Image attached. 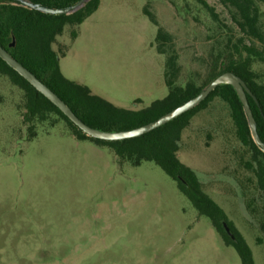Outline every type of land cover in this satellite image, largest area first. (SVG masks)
<instances>
[{"label":"rangeland","instance_id":"rangeland-1","mask_svg":"<svg viewBox=\"0 0 264 264\" xmlns=\"http://www.w3.org/2000/svg\"><path fill=\"white\" fill-rule=\"evenodd\" d=\"M203 1L218 21L197 0H100L56 38L62 75L138 111L167 95L165 61L174 53L175 85L200 86L211 61L243 38L230 9ZM158 29L169 36L164 54ZM252 69L264 85V61ZM24 113L23 92L0 75V264H241L154 163L120 164L110 148L75 139L57 115L25 125ZM177 158L242 235L254 264H264V197L224 102L216 98L192 117Z\"/></svg>","mask_w":264,"mask_h":264},{"label":"trees","instance_id":"trees-1","mask_svg":"<svg viewBox=\"0 0 264 264\" xmlns=\"http://www.w3.org/2000/svg\"><path fill=\"white\" fill-rule=\"evenodd\" d=\"M18 1L0 0V46L56 94L88 127L104 132L127 131L141 127L156 121L194 98L219 75L231 72L246 84L255 99L247 96L257 134L264 143V85L258 83L259 76L252 69L255 61H264V28L260 25L259 10V5L264 7V0H219L223 6L232 11L233 22L243 38L230 50L219 53L211 61L207 75L200 86L192 82H188L183 87L176 86L174 79L178 72L177 56L174 53L169 55L165 61L164 75L167 95L138 111L115 107L94 95L87 86L66 79L60 71V57L52 47L56 38L62 35L65 26H80L98 9L99 0H87L77 11L69 15L57 16L24 8ZM21 1L44 8L65 9L74 6L80 0ZM197 2L214 21H218L213 8L203 0ZM144 13L149 21L157 26L154 16L146 10ZM75 37V33H72V39ZM242 39H247L250 43L245 45ZM156 40L159 42L158 53L164 54L163 44L169 40V36L158 29ZM12 43L14 45L10 47ZM256 43L261 45V49L257 48ZM0 75L6 76L23 92L25 125L44 122L49 114H55L67 123L75 139L89 140L96 145L110 148L120 164L128 162L132 166H139L143 162L154 163L176 183L178 190L189 200L198 215L211 222L224 244L235 250L241 264H254L252 252L242 235L227 219L223 210L203 192L196 174L177 158L183 130L195 114L207 109L209 104L218 98L229 108L237 140L250 153V161L245 162L244 167L254 176L255 190L264 197V153L251 139L242 105L231 86L216 87L194 109L147 134L119 142H104L84 135L1 59ZM224 223L233 235V239L226 234ZM260 225L264 231V211Z\"/></svg>","mask_w":264,"mask_h":264},{"label":"water","instance_id":"water-1","mask_svg":"<svg viewBox=\"0 0 264 264\" xmlns=\"http://www.w3.org/2000/svg\"><path fill=\"white\" fill-rule=\"evenodd\" d=\"M87 0H80L74 6L65 9H51L44 8L39 5H33L26 1L19 0V5L24 8L34 9L43 14L57 16V15H69L79 8H81ZM13 43L10 47H13ZM0 59L14 72H16L22 79H24L36 92L41 94L45 99H47L53 106H55L78 130H80L84 135L89 138L104 141V142H119L127 139L136 138L147 134L168 122L174 120L175 118L181 116L182 114L194 109L202 101H204L208 95L218 86L229 85L231 86L242 105L243 113L247 121V126L250 132L251 139L255 146L264 153V143L261 142L257 130L256 123L253 118L251 109L249 107L247 96H251L250 90L247 88L246 84L235 74L231 72H226L218 77H216L207 87H205L197 96L188 100L181 106L173 109L167 114L161 116L156 121L143 125L141 127L119 132H104L97 129H93L85 125L80 121L69 109V107L54 94L46 85H44L40 80H38L31 72L24 68L19 62H17L5 49L0 46ZM253 98V97H252ZM254 99V98H253ZM255 100V99H254ZM224 230L226 234L233 239L229 228L224 223Z\"/></svg>","mask_w":264,"mask_h":264},{"label":"crops","instance_id":"crops-1","mask_svg":"<svg viewBox=\"0 0 264 264\" xmlns=\"http://www.w3.org/2000/svg\"><path fill=\"white\" fill-rule=\"evenodd\" d=\"M99 4H100V0H99ZM99 7V6H98Z\"/></svg>","mask_w":264,"mask_h":264}]
</instances>
